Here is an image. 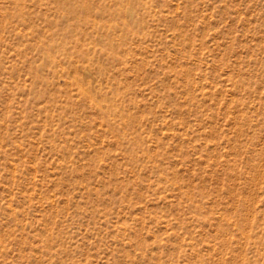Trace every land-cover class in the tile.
I'll return each mask as SVG.
<instances>
[{
  "label": "rangeland",
  "instance_id": "374dc122",
  "mask_svg": "<svg viewBox=\"0 0 264 264\" xmlns=\"http://www.w3.org/2000/svg\"><path fill=\"white\" fill-rule=\"evenodd\" d=\"M0 264H264V0H0Z\"/></svg>",
  "mask_w": 264,
  "mask_h": 264
}]
</instances>
